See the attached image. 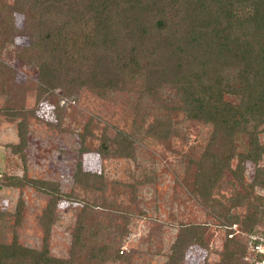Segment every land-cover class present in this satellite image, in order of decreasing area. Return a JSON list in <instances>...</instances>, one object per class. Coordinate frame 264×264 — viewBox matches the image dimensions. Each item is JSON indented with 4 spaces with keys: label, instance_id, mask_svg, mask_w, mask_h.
<instances>
[{
    "label": "trees",
    "instance_id": "1",
    "mask_svg": "<svg viewBox=\"0 0 264 264\" xmlns=\"http://www.w3.org/2000/svg\"><path fill=\"white\" fill-rule=\"evenodd\" d=\"M31 9L25 27L30 43L23 48L22 58L36 67L38 100L57 88L65 96L75 95L82 87L105 96L132 86L139 105L149 95L161 99V89L167 87L175 101L171 99L169 104L162 98L165 107L170 105L172 111H182L187 118L212 124L208 145L197 159L196 186L202 197L209 198L224 170L242 183L244 163L257 165L264 152V142L259 140V133L264 132V0H12L0 8V31L7 39L17 31L12 24L14 12L24 14ZM226 94L236 96L237 101H228ZM1 115L10 120L20 117L19 143L11 145L18 152L25 146V123L28 115H34L33 109L0 108ZM170 118H155L146 133L167 142L172 133ZM242 137L246 138V151L238 150ZM108 139L103 136L102 142ZM110 140L117 153L132 154L130 134L118 131ZM99 151L109 153L106 148ZM234 152L236 170L229 165ZM0 180L6 185L28 184L51 194L42 213L47 237L62 197L58 184L6 174ZM254 184L264 187V166L256 167L248 188L228 198V206L219 200L209 203L218 219L216 226L224 229V240L218 260L202 264H234L237 256L244 264H255L244 259L247 248L242 234H234V228L255 232L264 224L261 209L259 214L264 197L253 196ZM244 204L243 217L229 212ZM92 205L78 219L69 258L51 255L45 242L37 250L12 236L9 242H0V264H75L82 251L96 264L125 259L118 251L130 212L110 208L108 224L113 237L103 239L90 225L84 226ZM117 217L123 222H117ZM179 227L162 264H183L184 252L192 244L210 247L205 224L182 223Z\"/></svg>",
    "mask_w": 264,
    "mask_h": 264
},
{
    "label": "rangeland",
    "instance_id": "2",
    "mask_svg": "<svg viewBox=\"0 0 264 264\" xmlns=\"http://www.w3.org/2000/svg\"><path fill=\"white\" fill-rule=\"evenodd\" d=\"M11 2L0 0V8ZM32 10L14 12L12 24L17 31L10 39L0 31V108L33 109L34 113L26 119V143L18 152L11 145L19 143L20 117L10 120L0 116V178L6 174L55 182L62 197L45 237L42 213L51 194L28 184L13 186L0 180V242L7 243L15 236L23 246L37 250L45 242L51 255L69 258L73 233L87 205L93 204L87 210L84 226L90 225L103 239L113 237L108 214L116 206L130 212L118 251L125 259H110L102 264H162L182 223L205 224L208 228L204 233L210 238L208 249L196 244L188 246L183 264L216 262L224 229L216 226L218 219L211 213L209 203L219 200L228 206L232 194L248 188L256 167L264 166V152L257 165L244 163L242 183L230 170H224L206 199L196 186L197 159L208 145L212 124L187 118L182 111H172L170 105L165 107V102H160L162 98L169 104L171 99L175 101L169 88L161 89V99L153 100L149 95L139 100V105L132 86L105 96L86 87L65 96L57 88L38 100L36 67L22 58L23 48L30 43L25 27ZM225 98L231 102L238 99L227 94ZM158 117H171L172 133L167 142L146 133ZM118 131L130 134L131 155L115 151L117 146L110 139ZM103 136L110 139L102 142ZM259 140L264 142V132L259 133ZM237 145L238 150L246 151V138L242 137ZM236 164L234 152L229 158L232 170H236ZM85 173L100 177H85ZM253 196L263 198L264 187L254 184ZM260 209L264 216V200L259 214ZM245 211V204L229 210L240 217ZM116 221L123 222L120 217ZM234 260V264H244L238 256ZM74 263L96 264L88 261L84 251L77 253Z\"/></svg>",
    "mask_w": 264,
    "mask_h": 264
},
{
    "label": "built area",
    "instance_id": "3",
    "mask_svg": "<svg viewBox=\"0 0 264 264\" xmlns=\"http://www.w3.org/2000/svg\"><path fill=\"white\" fill-rule=\"evenodd\" d=\"M259 227L260 230L255 232H243L238 228H234V234H242L241 236L247 248V255L244 258L255 264H264V224Z\"/></svg>",
    "mask_w": 264,
    "mask_h": 264
}]
</instances>
